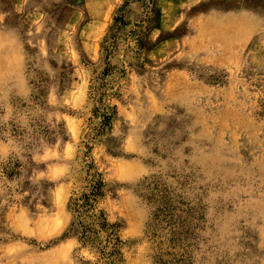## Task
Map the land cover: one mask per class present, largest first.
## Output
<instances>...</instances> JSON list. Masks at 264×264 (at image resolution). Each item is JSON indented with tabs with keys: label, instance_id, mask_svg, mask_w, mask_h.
<instances>
[{
	"label": "rangeland",
	"instance_id": "374dc122",
	"mask_svg": "<svg viewBox=\"0 0 264 264\" xmlns=\"http://www.w3.org/2000/svg\"><path fill=\"white\" fill-rule=\"evenodd\" d=\"M125 2L0 0V264H105L69 235L90 165L118 264H264V0H157L106 75Z\"/></svg>",
	"mask_w": 264,
	"mask_h": 264
},
{
	"label": "trees",
	"instance_id": "16d2710c",
	"mask_svg": "<svg viewBox=\"0 0 264 264\" xmlns=\"http://www.w3.org/2000/svg\"><path fill=\"white\" fill-rule=\"evenodd\" d=\"M131 1L140 2L144 7L142 19L135 23L127 21L124 12H122ZM159 16L160 10L157 6V0H126L120 13L114 17L113 32L103 44L105 63H107L104 74L108 75L112 72L114 67L109 62L110 57L115 54L122 42L128 41L124 51V68L120 69V73L125 74L126 63H129L126 59L128 50L137 51L145 48L149 36L147 23ZM131 25V29L127 31L126 28ZM131 42L133 45L129 44ZM94 91L96 93L95 89ZM99 93L101 105L95 109V114L100 117V121L96 129L99 133H103L111 126L112 120L117 114V106L102 101V96L110 95L108 92ZM106 187L107 183L102 174L93 170V166L90 165L86 170L85 185L80 192L75 193L71 198L70 208L73 219L69 226V235L76 236L84 245L96 248L105 264H118L122 239L96 206L99 198L104 195Z\"/></svg>",
	"mask_w": 264,
	"mask_h": 264
}]
</instances>
